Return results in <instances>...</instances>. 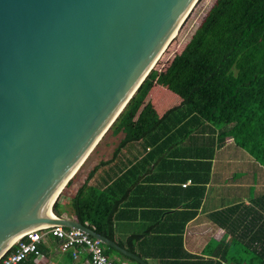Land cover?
Segmentation results:
<instances>
[{
  "label": "water",
  "instance_id": "obj_1",
  "mask_svg": "<svg viewBox=\"0 0 264 264\" xmlns=\"http://www.w3.org/2000/svg\"><path fill=\"white\" fill-rule=\"evenodd\" d=\"M197 0H0V258L52 206Z\"/></svg>",
  "mask_w": 264,
  "mask_h": 264
},
{
  "label": "trees",
  "instance_id": "obj_2",
  "mask_svg": "<svg viewBox=\"0 0 264 264\" xmlns=\"http://www.w3.org/2000/svg\"><path fill=\"white\" fill-rule=\"evenodd\" d=\"M154 85L167 90L174 100L171 104L166 101L170 107L160 117L147 102ZM108 132L123 136L114 154L129 143L143 141L152 149L146 163L170 153L181 156L182 161L191 159L178 165L185 166L189 173L182 182L189 179L192 183L191 187H181L182 192H192V217L204 196L211 160L219 156L218 149L227 147L231 158L243 160L245 156L264 170V0H215L182 51L162 70L149 72L103 137ZM245 174L241 172L236 177L240 179ZM249 175L252 180L258 179L256 170ZM85 185L86 182L76 190L66 207L61 202V192L52 212L59 218H74L115 242L117 203H91L96 192L88 197ZM254 191L247 204L239 202L209 215L224 231L223 239L206 246L198 256L186 252L183 236H177L174 241L179 254L163 258L160 264H264V188L258 194ZM106 193L110 194L109 188ZM140 237L131 236L129 245L115 243L137 255L131 244ZM170 242L173 241L164 246ZM55 245L58 242L49 237L38 245L40 260L30 255L21 264H48L42 259L55 254ZM103 247L108 257H119L113 259L115 264H138ZM63 254L68 258L63 264H75L69 252Z\"/></svg>",
  "mask_w": 264,
  "mask_h": 264
},
{
  "label": "crops",
  "instance_id": "obj_3",
  "mask_svg": "<svg viewBox=\"0 0 264 264\" xmlns=\"http://www.w3.org/2000/svg\"><path fill=\"white\" fill-rule=\"evenodd\" d=\"M148 99L158 117L162 115L158 109L163 102H174L171 93L159 85L152 87ZM122 137L121 133L115 135L111 132L104 140L101 138L78 169L61 202L66 207L70 197L86 182L85 195L90 197L92 191L96 192L91 203L104 206L117 203L113 221L115 242L129 245L131 236H141L131 245L148 264H160L163 258L178 255L179 246L174 238L181 235L186 252L202 255L206 246L217 242V234L224 235L209 215L239 202L247 204L251 192L257 189L254 192L258 194L257 191L264 188L261 166L245 156L243 160L231 158V150L227 147L218 149L219 156L215 155L211 160L204 196L192 217V192L181 191V187H191L192 183L189 179L182 182V178L189 173L185 172V166L178 165L191 162V159L182 161L181 156L170 153L162 159L157 156L153 160L155 162L146 163L152 149L143 141L129 143L114 154ZM251 170L257 171V180L251 179ZM241 172L247 174L239 179L236 176ZM107 188L110 194L106 193ZM169 240L173 242L164 246ZM57 246L52 248L55 254L48 258V264L65 263L61 255L56 254Z\"/></svg>",
  "mask_w": 264,
  "mask_h": 264
},
{
  "label": "built area",
  "instance_id": "obj_4",
  "mask_svg": "<svg viewBox=\"0 0 264 264\" xmlns=\"http://www.w3.org/2000/svg\"><path fill=\"white\" fill-rule=\"evenodd\" d=\"M49 237L58 242V251L70 253L75 264H115L104 253L103 244L99 239L92 238L81 230L61 226L40 227L26 232L0 258V264H21L30 255H35L37 259L42 258L38 252V245L47 241Z\"/></svg>",
  "mask_w": 264,
  "mask_h": 264
},
{
  "label": "rangeland",
  "instance_id": "obj_5",
  "mask_svg": "<svg viewBox=\"0 0 264 264\" xmlns=\"http://www.w3.org/2000/svg\"><path fill=\"white\" fill-rule=\"evenodd\" d=\"M214 2L215 0H197L196 1V3L193 5V7L190 9L189 13L185 17L184 21L180 24L179 28L177 29L176 34L173 36V38L170 40V42L168 43L164 51L159 56L155 65L153 66V69L162 70L168 64L169 60L174 55L182 51L184 46L188 43L193 32L195 31L197 26L200 24L205 14L208 12V10L210 9V7L213 5ZM169 103L171 104L172 101H169ZM167 106L168 105L166 104V102H163L161 106L159 107L158 111L160 113L164 112L166 109H168V107H170V105L168 107ZM108 136H110V132H108L103 138H107ZM96 146L93 148V150L96 148ZM261 183H264V170L263 169H262V174H261ZM256 190L257 189H255V191ZM61 192H62L61 194H63L61 197L64 199V197H66L64 196L65 189H62ZM215 235L216 234H214L213 237H215ZM219 235L220 236H218L217 234V237L215 238V240H220L224 238L223 234H219ZM60 255L63 258L64 262L68 261V258L65 254L61 253ZM50 257L51 258L54 257V254H51ZM48 258L42 259L43 262L48 263L47 261ZM110 258L117 260V258L119 257L116 254H112Z\"/></svg>",
  "mask_w": 264,
  "mask_h": 264
},
{
  "label": "bare ground",
  "instance_id": "obj_6",
  "mask_svg": "<svg viewBox=\"0 0 264 264\" xmlns=\"http://www.w3.org/2000/svg\"><path fill=\"white\" fill-rule=\"evenodd\" d=\"M78 171V170H77ZM75 175V174H74Z\"/></svg>",
  "mask_w": 264,
  "mask_h": 264
},
{
  "label": "clouds",
  "instance_id": "obj_7",
  "mask_svg": "<svg viewBox=\"0 0 264 264\" xmlns=\"http://www.w3.org/2000/svg\"><path fill=\"white\" fill-rule=\"evenodd\" d=\"M113 260V259H112Z\"/></svg>",
  "mask_w": 264,
  "mask_h": 264
}]
</instances>
